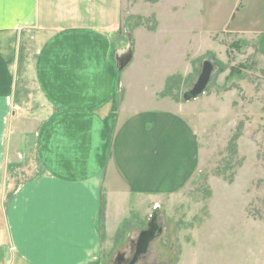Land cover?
Returning a JSON list of instances; mask_svg holds the SVG:
<instances>
[{
	"label": "crops",
	"instance_id": "0c3cea01",
	"mask_svg": "<svg viewBox=\"0 0 264 264\" xmlns=\"http://www.w3.org/2000/svg\"><path fill=\"white\" fill-rule=\"evenodd\" d=\"M126 1L0 3V129L9 120L11 131L8 140L0 136V159L9 158L0 164V264L98 263L102 234L112 239L129 216L195 183L197 128L218 119L214 113H222L219 122L229 128L241 126L236 154L245 157L240 149L244 141L257 161L256 130H249L260 120L256 85H245L240 92L223 88L211 96L218 98L210 102L213 109L205 105L204 114L197 115L193 103H201L200 98L184 105L163 95L165 82L179 69L169 68L175 56L149 58L151 48L161 44H150L143 56L134 52L120 73L114 57L125 32H133L132 37L137 33L134 48L150 43L145 36L155 28L143 29L140 16L154 15L161 39L169 41L156 51L168 48L170 40L179 41L182 28L189 37L208 27L204 34L210 40L216 34L211 26H220V32L228 28L229 38L256 41L252 50L263 70L264 33L245 26L255 17L264 23V14L245 12L244 0H157L159 8L145 14L138 8L134 11L140 16L134 17ZM213 2L216 19L211 24ZM167 10L170 18L163 15ZM178 13L185 19L173 23ZM134 18L140 19L133 24ZM141 40H146L142 46ZM139 81L140 96L138 91L135 95ZM9 102L13 110L7 117ZM22 154L19 166L27 167H10ZM129 198L138 202L131 205Z\"/></svg>",
	"mask_w": 264,
	"mask_h": 264
},
{
	"label": "rangeland",
	"instance_id": "374dc122",
	"mask_svg": "<svg viewBox=\"0 0 264 264\" xmlns=\"http://www.w3.org/2000/svg\"><path fill=\"white\" fill-rule=\"evenodd\" d=\"M162 2L170 4L174 1L163 0ZM125 3L129 4L128 7L131 8L134 17L140 16L134 11L139 10L138 8H141L144 14L148 9L159 8L157 0H127ZM216 5L214 2L211 4V24L215 23L214 7ZM243 5H245L242 6L245 12L251 14L253 11H258L264 14V0H244ZM163 15L170 18L168 10ZM152 16H140L143 29L151 31L155 28L151 36H145L150 43L145 47L142 44L146 40H141L142 47L139 49L137 45L134 48L137 33L132 37L133 32L128 36L125 32L126 40L121 41L120 50L123 52L131 48L133 55L135 52L137 57L143 56V52L150 44H161L151 48L152 56L149 58L176 57L169 68L179 69V73L174 76L173 82L168 80L165 82L164 91L181 102H184L182 95L197 80L202 62L210 61L214 67L210 83L199 97L201 103L198 101L193 103V111L197 115L204 114L205 105L209 110L213 109L210 102L217 97L211 98V96L215 93L216 96L220 95L223 93V88H236V91L240 92L239 89L245 85H256L260 105L256 115L260 120L256 119L257 127H249V130H256L257 161H253L255 153L253 154L252 146L247 142L243 141L240 144L244 158L228 151V142L237 129L229 128L230 125H226L227 123L224 125L220 123L219 120H224L222 113H214L218 119L210 125L200 124L197 128L200 149L199 170L195 183L191 185L192 188L189 186L182 194L164 198L162 204L147 207L142 214H132L112 239L105 240L102 234L99 262L96 264H114L118 253L127 259L130 256L131 243L135 242L140 231L145 229L153 213L158 215L162 233L150 244L147 254L137 264H264V69L260 70L255 62L253 45L256 41L252 42L246 37L240 39L238 35L229 38L228 28L220 32L222 31L218 28L220 26H211V31L216 34H211L210 40H207L204 34L208 27L203 28V35L197 31L195 36L189 34V37L185 28H182L179 32L182 33L179 35V41L170 40L168 48L165 46L161 51H156L162 44L166 45L169 41L161 39L157 32L154 15ZM179 17L185 19L180 13L173 14V23L177 22ZM260 18H249L245 29L250 28V30L264 33V23ZM139 19L134 18L133 24L136 23L134 20ZM237 21L236 19L233 25ZM173 34L175 36L176 32ZM259 36L256 34L255 37L258 39ZM260 40V45L263 47L264 35L260 36ZM176 46L178 49H175ZM236 71L237 74H235ZM236 76H238L237 81ZM159 77L156 76L153 83H157ZM135 83V95L138 91L140 96L142 94V89L138 86L140 81ZM237 96L239 95L236 94ZM185 104L187 103L184 102ZM12 110L10 102L7 103V117H10ZM222 111L226 112L224 106ZM232 118L234 119L235 116ZM9 125L8 120L4 128L0 129V136H6L7 140L8 137L11 138ZM11 143L12 140H9L10 147ZM23 157V154L21 159L15 157L18 164L11 165V161L8 165L14 168L27 167L25 163L23 167L19 166L25 160ZM8 159V157L4 161L0 159V164L8 163ZM129 201L131 205L138 202L135 198H129Z\"/></svg>",
	"mask_w": 264,
	"mask_h": 264
},
{
	"label": "water",
	"instance_id": "95a60500",
	"mask_svg": "<svg viewBox=\"0 0 264 264\" xmlns=\"http://www.w3.org/2000/svg\"><path fill=\"white\" fill-rule=\"evenodd\" d=\"M116 70L121 72L125 70L133 59L131 48L126 51L116 53L115 57ZM213 64L205 60L200 67V73L192 87L182 95L184 102H189L198 99L208 87L213 72ZM162 233V228L158 224V215L153 213L147 222L146 228L141 231L136 239L135 249L132 257L125 264H136L140 257L147 254V250L152 241L159 238Z\"/></svg>",
	"mask_w": 264,
	"mask_h": 264
},
{
	"label": "trees",
	"instance_id": "16d2710c",
	"mask_svg": "<svg viewBox=\"0 0 264 264\" xmlns=\"http://www.w3.org/2000/svg\"><path fill=\"white\" fill-rule=\"evenodd\" d=\"M232 69V68H231ZM230 69V70H231ZM231 74H232V72H230ZM238 72L236 71V73L235 74H237ZM232 76V75H231ZM173 80H174V77H172V78H170V79H168V81H171V82H173ZM163 95H167V93H165V91L163 92ZM237 130H236V132H235V134L230 138V140H229V142H228V151H230V153H232L233 155H236V142H237V140H238V138L240 137V135H241V126H238L237 128H236ZM104 208V197H103V194H102V196H101V209H103ZM126 223V222H125ZM125 223H123L122 225H121V227L123 226V225H125ZM121 227L119 228V230L121 229ZM118 230V231H119ZM117 231V232H118Z\"/></svg>",
	"mask_w": 264,
	"mask_h": 264
},
{
	"label": "flooded vegetation",
	"instance_id": "af4514ba",
	"mask_svg": "<svg viewBox=\"0 0 264 264\" xmlns=\"http://www.w3.org/2000/svg\"><path fill=\"white\" fill-rule=\"evenodd\" d=\"M159 224V223H158ZM147 225V224H146ZM160 225V224H159ZM160 227H161V225H160ZM145 228H146V226H145ZM162 228V227H161ZM143 231V230H142ZM141 232V231H140ZM158 239V238H157ZM156 240V239H155ZM154 240V241H155ZM153 242V241H152ZM151 242V243H152ZM135 244H136V240H135V242H132L131 243V246H130V256L127 258V259H125L124 258V256L122 255V254H116V258H115V260H114V264H125L126 262H128L129 260H130V258L132 257V255H133V253H134V249H135ZM150 246V245H149ZM149 249V248H148ZM148 251V250H147ZM143 257H145V256H142V257H140L139 258V260L141 259V258H143ZM138 260V261H139ZM138 261H137V263H138ZM136 263V264H137Z\"/></svg>",
	"mask_w": 264,
	"mask_h": 264
},
{
	"label": "snow or ice",
	"instance_id": "6c2138e0",
	"mask_svg": "<svg viewBox=\"0 0 264 264\" xmlns=\"http://www.w3.org/2000/svg\"><path fill=\"white\" fill-rule=\"evenodd\" d=\"M3 2V0H0V3H2Z\"/></svg>",
	"mask_w": 264,
	"mask_h": 264
}]
</instances>
